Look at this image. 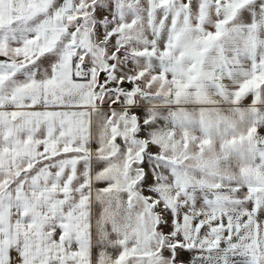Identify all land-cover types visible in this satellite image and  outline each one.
I'll return each instance as SVG.
<instances>
[{
    "label": "snow or ice",
    "instance_id": "snow-or-ice-1",
    "mask_svg": "<svg viewBox=\"0 0 264 264\" xmlns=\"http://www.w3.org/2000/svg\"><path fill=\"white\" fill-rule=\"evenodd\" d=\"M0 264H264V0H0Z\"/></svg>",
    "mask_w": 264,
    "mask_h": 264
},
{
    "label": "rangeland",
    "instance_id": "rangeland-1",
    "mask_svg": "<svg viewBox=\"0 0 264 264\" xmlns=\"http://www.w3.org/2000/svg\"><path fill=\"white\" fill-rule=\"evenodd\" d=\"M182 258L187 261L190 257L188 253H185Z\"/></svg>",
    "mask_w": 264,
    "mask_h": 264
},
{
    "label": "crops",
    "instance_id": "crops-1",
    "mask_svg": "<svg viewBox=\"0 0 264 264\" xmlns=\"http://www.w3.org/2000/svg\"><path fill=\"white\" fill-rule=\"evenodd\" d=\"M244 103H245V105L250 104L251 103V97H249Z\"/></svg>",
    "mask_w": 264,
    "mask_h": 264
}]
</instances>
